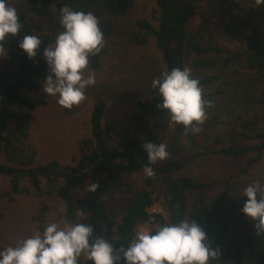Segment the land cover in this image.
<instances>
[{
  "label": "trees",
  "instance_id": "trees-1",
  "mask_svg": "<svg viewBox=\"0 0 264 264\" xmlns=\"http://www.w3.org/2000/svg\"><path fill=\"white\" fill-rule=\"evenodd\" d=\"M25 1L51 32L34 58L18 53V41L40 28L9 2L16 8L22 28L3 46L17 66L14 73L9 72L12 78L0 83V174L9 180L7 195H19L21 182L27 179L40 194L61 201L66 222L90 224L93 237L106 239L117 250L128 246L140 225L149 224L154 231L157 225L188 219L202 228L206 242L219 251L212 264H264V235L257 236L253 222L241 213L246 202L244 188L255 181L264 183V6L256 7L255 0H150L149 15L135 21L130 36L137 46L154 43L160 56L153 67L155 78L173 68H191L193 78L200 81L203 99L212 103L206 109L210 117L222 110L217 97L221 93L211 88L232 60H242L247 76L234 86L246 93L245 110L213 137L207 131V119L199 125L200 132L193 134L173 124L156 107L161 101L151 87L136 103L135 130L117 142L104 125L105 103L98 100L90 117V136L76 142L73 161L62 167L57 162L34 165L29 141L32 113L49 97L43 92L48 70L42 53L60 33V10L67 6L96 17L121 18L132 9L134 0ZM217 1L222 2L218 17L190 25L203 2ZM52 8L59 15L58 22ZM99 25L104 36L108 35L106 25ZM224 40L236 48L231 50ZM102 55L103 51L90 57L91 68L98 67ZM145 143L166 144L168 159L149 165ZM186 154L193 158H185ZM204 157L214 159L221 171L195 173L191 160ZM145 166L153 168V177L145 178ZM137 174H143L139 184L132 181ZM93 184L98 185L95 192L89 191ZM45 186L47 191L42 190ZM112 192L119 194L117 210L110 209L102 198ZM155 203L162 213H149Z\"/></svg>",
  "mask_w": 264,
  "mask_h": 264
},
{
  "label": "clouds",
  "instance_id": "clouds-1",
  "mask_svg": "<svg viewBox=\"0 0 264 264\" xmlns=\"http://www.w3.org/2000/svg\"><path fill=\"white\" fill-rule=\"evenodd\" d=\"M256 7L264 0H255ZM61 31L55 42L47 46L42 55L48 75L43 92L57 97L63 109H72L86 100L85 90L96 83L95 73L88 72L90 56L98 55L105 46L104 33L92 12L60 10ZM22 28L17 10L9 0H0V52L5 42L16 37ZM42 40L35 35L22 37L19 48L28 59L36 56ZM88 75L85 77V73ZM160 98L156 105L164 110L173 124L185 132H200L199 125L207 119L211 101L203 99L200 81L192 76L189 67L173 68L161 73L151 83ZM149 165L169 157L166 144L145 143ZM145 178L155 175L153 168H143ZM97 184L89 191L95 192ZM246 197L241 213L253 222L256 235H264V183L255 181L244 188ZM81 217L84 213H79ZM93 227L88 223L52 222L15 247L0 250V264H80V258L90 264H212L219 251L212 249L207 234L195 222L182 220L166 222L155 230H139L126 248L115 249L102 237H93Z\"/></svg>",
  "mask_w": 264,
  "mask_h": 264
},
{
  "label": "rangeland",
  "instance_id": "rangeland-1",
  "mask_svg": "<svg viewBox=\"0 0 264 264\" xmlns=\"http://www.w3.org/2000/svg\"><path fill=\"white\" fill-rule=\"evenodd\" d=\"M9 2L19 7L31 25L40 28L35 36L41 40L50 36V26L30 10L25 0ZM221 5V1L203 2L198 16L190 25L215 19ZM152 6L150 0H134L132 9L124 17L112 18L107 14L97 17L99 22L106 25L109 33L104 36L105 46L98 67L91 68L89 59L88 72L95 73L96 83L86 88V100L70 110L60 107L57 97L49 96L46 101L38 104L32 113L29 128V141L35 153L34 165L57 162L63 167L71 164L76 155V142L90 136V117L98 100L105 103L104 125L109 129L114 141L124 140L135 130L133 117L137 112L136 103L150 91L151 83L155 79L153 67L156 61H160V56L152 41L145 47L137 46L132 41L130 32L136 20L149 15ZM51 11L55 22H58L59 15L56 10L52 8ZM61 30L60 27L59 31ZM20 41L21 39L18 42ZM224 43L231 50L236 48V44L232 42L224 40ZM18 53L23 52L19 50ZM16 69L17 66L7 56L6 51L0 52V83L7 82L8 76L9 79L12 78L9 72L14 73ZM217 71L213 75H217ZM246 76L242 60H232L221 80L211 88L210 91L221 93L217 97L222 107V110L207 117V131L211 137L224 130L233 116L241 115L245 110L246 93L242 87L234 84L236 81H244ZM242 85L251 89L246 82H242ZM185 158L193 157L192 154H186ZM206 158L191 160L189 165L195 173L221 171L214 159ZM142 175L133 176L132 181L139 184ZM42 190L47 191L46 186L42 187ZM8 192L9 180L0 174V250L15 247L19 241L31 237L37 231L42 232L49 223L65 221V209L61 201L53 196L40 194L27 179L21 182L19 195L8 196ZM102 198L110 209L117 210L119 194L112 192ZM149 213H162L159 203H155ZM150 228L151 225L143 224L137 228V232ZM84 262L81 257L80 264Z\"/></svg>",
  "mask_w": 264,
  "mask_h": 264
}]
</instances>
